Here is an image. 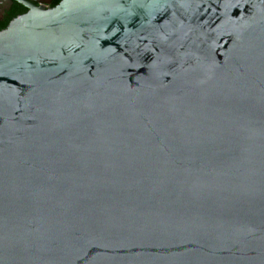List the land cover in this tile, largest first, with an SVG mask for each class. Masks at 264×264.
<instances>
[{
  "label": "water",
  "instance_id": "obj_1",
  "mask_svg": "<svg viewBox=\"0 0 264 264\" xmlns=\"http://www.w3.org/2000/svg\"><path fill=\"white\" fill-rule=\"evenodd\" d=\"M0 31V264H264V0H62Z\"/></svg>",
  "mask_w": 264,
  "mask_h": 264
},
{
  "label": "flooded vegetation",
  "instance_id": "obj_2",
  "mask_svg": "<svg viewBox=\"0 0 264 264\" xmlns=\"http://www.w3.org/2000/svg\"><path fill=\"white\" fill-rule=\"evenodd\" d=\"M56 0H0V31L15 18L29 12L28 4L53 7Z\"/></svg>",
  "mask_w": 264,
  "mask_h": 264
},
{
  "label": "trees",
  "instance_id": "obj_3",
  "mask_svg": "<svg viewBox=\"0 0 264 264\" xmlns=\"http://www.w3.org/2000/svg\"><path fill=\"white\" fill-rule=\"evenodd\" d=\"M61 1H62V0H56L55 3H54V5H53V7H56L58 4H60ZM8 26H9V24H8V25H5V26L3 27V29H6Z\"/></svg>",
  "mask_w": 264,
  "mask_h": 264
}]
</instances>
